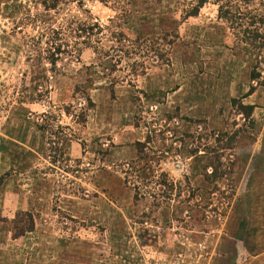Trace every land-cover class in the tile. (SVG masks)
I'll list each match as a JSON object with an SVG mask.
<instances>
[{
  "label": "rangeland",
  "instance_id": "374dc122",
  "mask_svg": "<svg viewBox=\"0 0 264 264\" xmlns=\"http://www.w3.org/2000/svg\"><path fill=\"white\" fill-rule=\"evenodd\" d=\"M0 264H264V0H0Z\"/></svg>",
  "mask_w": 264,
  "mask_h": 264
}]
</instances>
